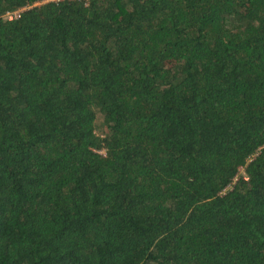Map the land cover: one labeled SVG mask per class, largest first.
I'll return each mask as SVG.
<instances>
[{
	"label": "trees",
	"instance_id": "obj_1",
	"mask_svg": "<svg viewBox=\"0 0 264 264\" xmlns=\"http://www.w3.org/2000/svg\"><path fill=\"white\" fill-rule=\"evenodd\" d=\"M0 264H264V0H0Z\"/></svg>",
	"mask_w": 264,
	"mask_h": 264
},
{
	"label": "rangeland",
	"instance_id": "obj_2",
	"mask_svg": "<svg viewBox=\"0 0 264 264\" xmlns=\"http://www.w3.org/2000/svg\"><path fill=\"white\" fill-rule=\"evenodd\" d=\"M16 11L18 12V10H14V11H12V12H16ZM12 12H7V13H6V16L9 17L8 14H10V13H12ZM97 119H99V117H97ZM96 130L98 131V128H97Z\"/></svg>",
	"mask_w": 264,
	"mask_h": 264
},
{
	"label": "built area",
	"instance_id": "obj_3",
	"mask_svg": "<svg viewBox=\"0 0 264 264\" xmlns=\"http://www.w3.org/2000/svg\"><path fill=\"white\" fill-rule=\"evenodd\" d=\"M18 12L16 11V12H12V13H10V14H8L9 15V17H11L12 15H15V14H17Z\"/></svg>",
	"mask_w": 264,
	"mask_h": 264
}]
</instances>
